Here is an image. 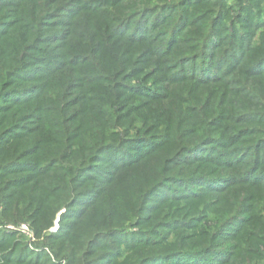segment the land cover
<instances>
[{
    "label": "rangeland",
    "instance_id": "374dc122",
    "mask_svg": "<svg viewBox=\"0 0 264 264\" xmlns=\"http://www.w3.org/2000/svg\"><path fill=\"white\" fill-rule=\"evenodd\" d=\"M37 4L40 0L39 3L37 0H0V64L11 52L10 67L24 62L18 71L12 73L15 77L9 83L13 84L9 91L0 93V133L8 128L7 132H12L7 138L8 144L0 149L3 155L0 164L3 161L9 164L0 169L2 173L6 169L11 172L29 170L31 162L36 159L21 154L33 141L29 138L19 143L15 137L29 135L30 131L40 127H36L39 121H27L37 117V112L27 108L22 114L32 112L31 115L21 119L22 115L12 110L13 104L29 103L38 98L36 95L40 88L43 89L44 78L51 75L49 70L60 64L67 65L77 81L66 91L64 100L73 104L72 97L80 93L81 88L92 89L91 103L95 113L100 112L101 103L97 100L102 96L95 90V85L112 86L118 81L115 88L122 86L119 84L132 87L128 94L133 97L127 101L130 112L142 111L129 120L133 131L125 132L126 136L131 135V139L138 138L124 145L128 161L129 157L130 161H139L142 154L161 147L163 139L193 146L187 136L202 124L205 125L204 132L212 137L211 145L194 151L201 155L205 153L211 162L208 172L199 165L194 167L196 172L206 175L202 181L205 187H193L198 193H206L203 199L175 203L172 209L163 207L153 216L149 211H140L139 216L152 221L149 225H141L143 221L132 217L121 238H129V242L147 238L149 244L155 245L148 254L156 255L168 253L166 245L182 236L210 238V235L218 238L216 242L221 246L226 238H241L244 230H249L250 238H255L253 233L264 238V62L260 65L256 62L264 55V0H50V11L56 12L48 16L44 13L47 7L33 15ZM226 26L241 34L242 46H232L233 37L227 45L219 43ZM101 30L109 36L98 37L97 32ZM232 34L233 31L228 33L229 36ZM114 38L119 47L126 50L123 56L132 49L134 51L129 56L138 51L134 64L128 65V71L135 68L129 73L132 77L129 80L128 76L123 77V72L112 76L114 63L107 60L106 55L110 53L107 51ZM90 43L92 46L88 45ZM219 44L221 47L216 48ZM171 48L178 52L175 57L164 59L166 57L160 56ZM246 57L251 59L245 61ZM125 62L128 64L129 57ZM105 66L109 76L114 77H110L109 82H105L107 77L100 74ZM237 68L241 69L240 75ZM81 69L90 73L83 74ZM39 103L34 101V105ZM24 106L22 109L26 108ZM74 110V107L70 108L67 113H74ZM103 112L101 110V114ZM120 116L125 115L117 113L113 117L108 114L105 120L110 123V119L117 121ZM261 122L263 124H259ZM121 124L117 125L115 133L124 132ZM176 130L179 136H175ZM134 148L137 151H132ZM161 152L166 150L162 148ZM18 153L19 157H12ZM150 160L153 163L158 159L152 157ZM96 164L88 168L96 178L108 175L106 171L112 168ZM151 165H139L141 180L145 168ZM176 172L181 175V171ZM23 174L26 173L10 177ZM147 178L148 175L143 180ZM105 182L101 179L99 183H87L84 187L97 190L103 188ZM164 191L165 188L156 192L147 204H156L164 198ZM3 196L0 192V256H20L26 260L38 254L43 260H51L52 264H65L54 252L58 247L49 241V245L46 244L47 238L61 234L63 227L64 230L70 227L78 211L82 210L81 203H77L69 215L73 219H66L63 215L67 209L61 208L51 219H54L53 225L45 230L31 222L16 223L10 219ZM91 197L89 195L84 200ZM184 222L186 227L181 225ZM114 238L99 241L105 248L102 250L104 255L112 254L106 247L116 244ZM224 244V250H230L233 243ZM260 251L264 254V247ZM166 261L168 259L163 257L152 264Z\"/></svg>",
    "mask_w": 264,
    "mask_h": 264
},
{
    "label": "trees",
    "instance_id": "16d2710c",
    "mask_svg": "<svg viewBox=\"0 0 264 264\" xmlns=\"http://www.w3.org/2000/svg\"><path fill=\"white\" fill-rule=\"evenodd\" d=\"M37 1L39 3V0ZM49 4L50 0H40V4H37L33 15L38 14L40 9L45 7H47L44 12L45 16L55 13V10L50 11ZM22 13L24 15V10ZM23 17L27 19L25 16ZM226 27L227 29L220 34L219 43L227 45L233 37L232 46L235 48L242 46L241 34L236 33L231 26ZM230 31L234 33L232 36L228 35ZM97 33L98 37L107 38L109 36L103 30ZM116 41L115 38L112 40L107 51L110 53L104 55H106L107 60L114 63V75L112 76H117L123 72V77L128 76L127 79L129 80L132 78L129 73L135 68L128 71V65L131 62L134 64V58L138 51L135 50L134 55L129 56L134 51L132 49L129 54L123 56L126 50L119 47ZM237 43L240 45L236 46ZM220 44L216 48H220ZM88 45L92 46V43ZM192 50L195 51L196 48ZM249 51L255 52L256 50ZM177 53V50L171 48L160 56L167 59L168 57H175ZM153 55L159 56V54ZM70 57L73 59L72 55ZM128 57L129 62L125 64ZM10 59H13L12 52L7 60L0 64V79L4 81L0 83V93L9 91L13 85L9 83L15 77L12 73L18 71L24 63L22 60L18 66L13 64L10 67ZM250 59L251 57H246L245 61ZM256 62L257 65L263 63L264 55L259 57ZM236 70L240 75L241 69L237 68ZM107 71L108 68L105 66L100 73L103 77H107L105 82H109L110 77L114 79V77L109 76ZM49 72L51 73L49 78L43 80V89L38 90L36 95V97L39 96L38 98L34 96L36 99L32 102L13 104L12 110H16L18 115H22L21 119L32 113L22 114L25 109L33 108L36 110L37 117L28 118L27 121L32 119L39 121L36 127L39 125L40 127L30 131L29 135L20 134V136L15 137L19 143H24L29 138L33 141V144H29L31 146H27L21 153L36 157L31 162L30 169L13 172L6 169L5 173L0 170V192L4 194L2 198L7 201L5 202L7 203L6 212L11 217L10 219L16 223L20 221L31 222L47 230L53 225L54 219L51 221L53 215L61 208L67 209L63 215L66 219H73L69 215H72L75 205L81 203L82 210H79L78 215L74 218L76 221L74 220L66 230L63 227L61 234L47 238L46 244L49 245L51 242L52 245L58 247V251H53L59 260L64 261L65 264H152V262L161 260L163 257L168 259L163 264H264V254L260 251V248L264 247V238H259L258 234L255 233L252 234L255 235V238H250L249 230H244L241 238H224L223 246L226 247L224 242L231 241L233 243L230 250H224L225 247L216 242L218 238H212L210 235V238H194V236L185 238L182 236L171 240L166 245L168 246L166 250L169 252L161 255L148 254L149 249L151 251L152 246L155 245L149 244L147 238H137L132 242H129V238H121L125 235L128 229L126 225L132 217H137L138 221H143L141 225H149L152 221L145 216H139L140 211H149L153 216L163 207L167 206L172 209L175 203H188L203 199L206 193H198L193 187L195 185L206 186L202 181L206 177L204 172L209 171L211 162L205 153L201 155L194 153V151L211 145L212 137L204 132L205 125L202 124L187 136L193 146L175 144L172 140L165 141L163 139L161 147L153 148L146 154H142L139 161L138 159L130 161V157L128 161L124 145L136 141L138 138L131 139V135L126 136L125 132L133 131V124L129 120L134 114L142 111L140 109L130 112L131 106L127 101L133 97V94H128L132 87L128 84H119L122 86L115 88L118 81L112 86L95 85V90L102 93V96L97 100L101 103L100 112L95 113L91 103L92 89L81 88V92L72 97L75 100L73 104L64 100L66 91L77 81L76 76L74 79L67 65L61 66L60 64ZM80 72L83 74L90 73L86 69H81ZM262 76H264V72ZM34 101L40 103L34 105ZM24 105L26 108L22 109L25 107ZM73 107L75 108L74 113H67V110ZM101 110L104 111L103 114H101ZM117 113L125 116H120L117 121L110 119L112 122H106L105 119H108L106 115L109 114L114 117ZM120 124L124 127V132L117 134L115 129ZM259 124H263V122ZM8 130L9 128L0 133V149L8 144L6 141L9 139L7 140V138L12 134L11 131L7 132ZM175 136H179L178 130H176ZM126 140L128 142H125ZM162 148L166 152L159 153ZM134 150L137 151V148L132 149V151ZM14 156L19 157V153L12 157ZM1 157H3L2 154H0ZM152 157L158 160L152 163L150 160ZM6 163L7 161L1 162L0 169H5L4 167L9 165ZM96 163L111 166L112 168L109 169L105 167L108 169L106 171L109 172L108 175H99V178L94 177L88 168L97 165ZM141 163L142 166L152 164L145 168L142 180L138 173V167ZM196 165L203 168L204 172H196V168H194ZM176 171H181V175L176 174ZM21 173L26 174L10 177V175ZM101 173L103 171L99 172V174ZM146 175L148 178L144 181L143 178ZM189 176L193 180L197 179V182L188 179ZM97 179L106 181L103 188L93 190V187L88 186L85 189L87 183H99L100 180ZM190 182L191 186H189ZM170 186L175 188H170ZM163 188H165L164 198H160L156 204L153 202L154 205H148L147 203L153 198V195ZM89 195L92 197L84 200ZM189 210L192 211L191 207ZM64 217L61 215V218L64 219ZM181 225L182 227L187 226L185 222ZM222 233L218 232V235H223ZM236 234L237 232L233 234V237ZM106 237H115L116 244L113 245L114 247L107 245L106 249L112 254L104 255L102 250L105 248L101 247L99 241ZM117 246L125 248L116 250ZM153 249L156 248L153 247ZM0 257V264H52L51 260H43L44 258L39 257L38 254L34 258L26 260H22L20 256L17 258Z\"/></svg>",
    "mask_w": 264,
    "mask_h": 264
}]
</instances>
